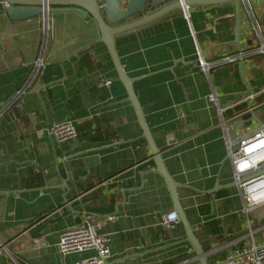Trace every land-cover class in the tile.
I'll use <instances>...</instances> for the list:
<instances>
[{
	"label": "crops",
	"instance_id": "crops-1",
	"mask_svg": "<svg viewBox=\"0 0 264 264\" xmlns=\"http://www.w3.org/2000/svg\"><path fill=\"white\" fill-rule=\"evenodd\" d=\"M250 2L263 39L244 0H225L192 4L189 19L178 8L115 41L210 264L231 248L213 254L216 245L245 227L227 140L264 124V91L253 113L244 101L264 89V57L254 53L264 41V0ZM3 8L0 2V264H77L91 257L58 248L63 228L84 212L115 215L100 230L111 251L105 264H200L183 224L170 230L161 224L173 200L97 21L76 12L49 14L47 31L43 16L12 20ZM199 49L208 62L244 58L206 72ZM41 53L42 74L1 114ZM213 91L219 105L208 99ZM63 120L74 123L77 136L59 143L49 126Z\"/></svg>",
	"mask_w": 264,
	"mask_h": 264
},
{
	"label": "built area",
	"instance_id": "built-area-1",
	"mask_svg": "<svg viewBox=\"0 0 264 264\" xmlns=\"http://www.w3.org/2000/svg\"><path fill=\"white\" fill-rule=\"evenodd\" d=\"M182 5L185 16L190 18V8L192 4L187 0H178ZM247 14L251 20V27L259 38L263 39V30L258 20L254 7L250 0H244ZM44 20L47 21L46 29L49 30V14H44ZM255 54H261L264 57V41L256 48ZM244 55L226 56L218 61L208 62L204 53L199 49V63L204 71H209L211 66L222 65L227 62H234L237 59H243ZM45 67L44 53L33 63L31 72L16 90L11 99L3 105L5 112L11 105L25 97L31 89L33 82L42 74ZM264 91L249 92L244 101L249 103L246 109L247 113H253L259 106L258 97ZM211 103L219 105L217 94L213 91L208 95ZM219 108V113L223 116L224 109ZM50 134L59 143H64L77 136V130L74 123L70 120L53 122L49 126ZM228 154L233 166V181L240 191L244 201L243 215L245 216V233L229 240L225 243H219L213 250V254H219L225 247H231L223 256H217L213 264H264V225L255 227L251 222L253 218L263 220L264 214H260L264 208V124L260 125L254 132L246 134L235 139L228 138ZM262 184L261 189L253 190V185ZM115 219V215L99 217L92 212H84L81 218L63 228L58 242V248L61 254L93 252L89 258L82 260L77 264H105L106 259L111 255L108 239L101 233V228L109 221ZM177 223H180L177 215L172 210L163 214L161 224L166 229H172ZM262 233L260 238L257 235Z\"/></svg>",
	"mask_w": 264,
	"mask_h": 264
},
{
	"label": "water",
	"instance_id": "water-1",
	"mask_svg": "<svg viewBox=\"0 0 264 264\" xmlns=\"http://www.w3.org/2000/svg\"><path fill=\"white\" fill-rule=\"evenodd\" d=\"M225 0H187L189 4L195 3H216ZM4 4L3 13H7L12 20H22L44 14H55L61 12H76L83 18L91 16L97 21L101 33L100 40L106 44L120 80L126 87L130 101L132 102L143 137L146 139L158 172L166 181L172 200L173 211L179 222L184 226L186 240L191 244L196 259L200 264H210L207 259V252L202 242L197 237L191 225L185 208L179 197V188L182 186L168 171L162 152L154 139L151 129L146 120L143 108L133 86V80L125 71L116 49V36L125 31L149 23L169 12L182 8L178 0H0ZM240 3L238 4V10ZM239 17V15H238ZM241 26L239 18L237 23V44L241 50L239 32ZM241 70L245 77L244 63H241ZM246 80V77H245Z\"/></svg>",
	"mask_w": 264,
	"mask_h": 264
},
{
	"label": "rangeland",
	"instance_id": "rangeland-1",
	"mask_svg": "<svg viewBox=\"0 0 264 264\" xmlns=\"http://www.w3.org/2000/svg\"><path fill=\"white\" fill-rule=\"evenodd\" d=\"M255 90L257 91L258 89H255ZM260 214H264V208L261 210ZM251 216H252V217H251V222H252V224H253L254 226L259 225V223H260L261 221H259L258 218H253V215H251ZM263 219H264V216H263ZM263 234H264V233H263ZM260 236H262V233H259V234L257 235V238L259 239Z\"/></svg>",
	"mask_w": 264,
	"mask_h": 264
},
{
	"label": "trees",
	"instance_id": "trees-1",
	"mask_svg": "<svg viewBox=\"0 0 264 264\" xmlns=\"http://www.w3.org/2000/svg\"><path fill=\"white\" fill-rule=\"evenodd\" d=\"M263 225H264V219L261 220V222H260L259 225H257V226H263ZM257 226H255V227H257ZM243 233H245V230H241V231H239L237 234L229 236L227 239H228V241H229V240H232V239L238 237L239 235H241V234H243ZM220 238H221L222 240L225 239V238H223V237H220Z\"/></svg>",
	"mask_w": 264,
	"mask_h": 264
},
{
	"label": "bare ground",
	"instance_id": "bare-ground-1",
	"mask_svg": "<svg viewBox=\"0 0 264 264\" xmlns=\"http://www.w3.org/2000/svg\"><path fill=\"white\" fill-rule=\"evenodd\" d=\"M262 188V184L258 182L257 185H253V190H256V189H261Z\"/></svg>",
	"mask_w": 264,
	"mask_h": 264
}]
</instances>
